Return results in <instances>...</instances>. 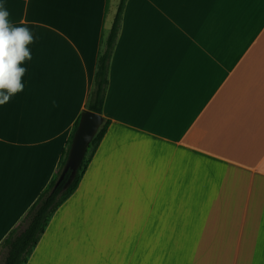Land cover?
Segmentation results:
<instances>
[{
	"label": "crops",
	"instance_id": "1",
	"mask_svg": "<svg viewBox=\"0 0 264 264\" xmlns=\"http://www.w3.org/2000/svg\"><path fill=\"white\" fill-rule=\"evenodd\" d=\"M119 3L0 0L34 37L0 106V246L57 170ZM102 117L27 264H264V0H128Z\"/></svg>",
	"mask_w": 264,
	"mask_h": 264
},
{
	"label": "trees",
	"instance_id": "2",
	"mask_svg": "<svg viewBox=\"0 0 264 264\" xmlns=\"http://www.w3.org/2000/svg\"><path fill=\"white\" fill-rule=\"evenodd\" d=\"M109 1L107 0V7L109 6ZM127 1L120 0L112 28L104 41V47L97 60L92 89L85 106V111H90L101 116H103V108L109 86L110 63L120 34L122 17ZM79 123L80 120L70 135L67 148L63 152L57 170L49 184L26 213L19 226L14 228L2 242L0 246V257H3L2 264H27L30 256L45 234L54 214L77 191L110 125V122L104 119L98 133L88 147L74 179L70 181L69 172L56 187L62 175Z\"/></svg>",
	"mask_w": 264,
	"mask_h": 264
},
{
	"label": "clouds",
	"instance_id": "3",
	"mask_svg": "<svg viewBox=\"0 0 264 264\" xmlns=\"http://www.w3.org/2000/svg\"><path fill=\"white\" fill-rule=\"evenodd\" d=\"M8 18L9 12L0 4V106L24 90L27 69L21 65L32 59L28 45L34 40L27 27L12 26Z\"/></svg>",
	"mask_w": 264,
	"mask_h": 264
},
{
	"label": "water",
	"instance_id": "4",
	"mask_svg": "<svg viewBox=\"0 0 264 264\" xmlns=\"http://www.w3.org/2000/svg\"><path fill=\"white\" fill-rule=\"evenodd\" d=\"M103 122L104 118L99 114L90 111H84L82 113L78 129L72 141L67 161L65 163L62 175L56 184V187L69 172L70 181L74 179L86 155L88 147L98 133Z\"/></svg>",
	"mask_w": 264,
	"mask_h": 264
},
{
	"label": "rangeland",
	"instance_id": "5",
	"mask_svg": "<svg viewBox=\"0 0 264 264\" xmlns=\"http://www.w3.org/2000/svg\"><path fill=\"white\" fill-rule=\"evenodd\" d=\"M0 260H1L0 264H2L3 257H1Z\"/></svg>",
	"mask_w": 264,
	"mask_h": 264
}]
</instances>
